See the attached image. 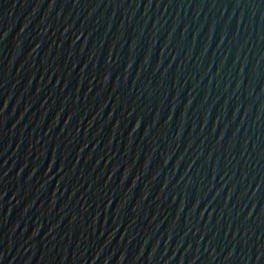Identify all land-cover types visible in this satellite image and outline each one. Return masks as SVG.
Masks as SVG:
<instances>
[{"label":"water","instance_id":"obj_1","mask_svg":"<svg viewBox=\"0 0 264 264\" xmlns=\"http://www.w3.org/2000/svg\"><path fill=\"white\" fill-rule=\"evenodd\" d=\"M0 264H264V0H0Z\"/></svg>","mask_w":264,"mask_h":264}]
</instances>
